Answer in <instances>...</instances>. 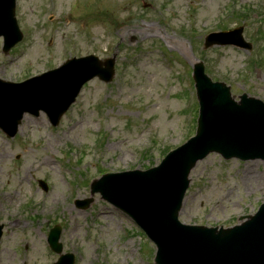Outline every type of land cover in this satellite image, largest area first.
<instances>
[{"label":"rangeland","instance_id":"1","mask_svg":"<svg viewBox=\"0 0 264 264\" xmlns=\"http://www.w3.org/2000/svg\"><path fill=\"white\" fill-rule=\"evenodd\" d=\"M17 4L25 37L8 56L0 50V77L42 74L58 67L67 51L70 58L115 57L119 74L109 85L95 79L85 86L57 128L44 114L27 115L14 139L0 133V264L56 262L59 255L47 249L41 232L57 224L63 253L73 254L75 264H147L141 254L151 263L156 248L127 217L91 195V181L102 172L157 166L194 134L189 116L194 120L198 104L191 76L187 69L179 75L187 65L171 56L180 53L162 37L187 44L189 56L205 63L212 80L230 86L235 99L246 93L264 101V0H57L53 10L49 0ZM136 24L150 32L128 29ZM238 27L251 50L204 49L210 32ZM219 35L213 40L236 36ZM190 180L179 217L185 224L232 227L264 202L263 161L211 154L195 165ZM66 182L75 184V195ZM16 194L13 203L2 202ZM75 198L92 203L79 210Z\"/></svg>","mask_w":264,"mask_h":264},{"label":"water","instance_id":"2","mask_svg":"<svg viewBox=\"0 0 264 264\" xmlns=\"http://www.w3.org/2000/svg\"><path fill=\"white\" fill-rule=\"evenodd\" d=\"M10 16L12 17V13ZM8 20L10 28H12L15 24L9 17ZM241 32L242 30H238L239 38ZM226 44L245 46L242 40L240 42H226ZM103 64L106 66L105 72L110 74L100 76L109 80L114 60H108L105 63L98 62L100 67H102ZM96 74L97 72L93 71L87 77H79V79H77L72 86H70L68 90L71 92L68 97L69 102L61 110L59 115L66 110L70 102L78 94L81 86ZM198 89L202 105L198 138L190 147H184L176 152L175 155L169 157L167 163L171 165L174 164L180 170L179 173L176 171L169 173L168 171L162 169L164 171L157 173L153 177L155 187L161 190L166 189L170 194L168 200H166V204H168L169 207L163 206L161 209H154L152 207L155 217V211H158L160 216V218L154 221L155 224L163 218H170L172 215H174V219L176 218L183 193L188 185L186 177L190 169L194 165L195 161L203 158L210 151L219 150L228 157L236 155L240 157L248 156L252 158H264V105L259 102H254L253 106L249 105L246 107V110L230 109V113H232L230 121L232 124L229 127H220L219 129L212 130L208 125L207 116L210 112L216 113L217 108L221 105H233L232 100L230 99L229 89L221 84H212L203 76V73ZM248 103L249 101L244 99L241 108H244ZM19 110L23 109L19 108ZM58 117H56L57 120L59 119ZM19 122L20 118L17 119L16 125H18ZM257 148H259V150L256 151ZM245 150L246 153L243 154V151ZM175 181L181 182V187L178 188L176 192ZM263 215L264 210L253 220L252 223L234 230L222 231L220 233H217L215 230H199L197 232L188 231L181 234L167 230L166 232L160 233L158 230L159 228L154 223L153 228L156 231L153 232L156 234L155 237L158 240L160 247L164 244L169 246L172 243L190 239L193 241V246H197L204 251L209 252L210 257L213 255L216 256L222 249L226 253H220L219 256L227 255L231 250L238 248L235 250L236 253L229 264H254L250 258L249 250V248L251 250L253 248L257 255V263L264 264V230L262 229V232L259 231L262 228L260 221ZM162 221H164V219ZM169 225L171 228L175 229L172 223L169 222ZM54 240L57 242V238ZM182 247V245H177L175 250L182 259L187 261L189 256L185 255L181 251Z\"/></svg>","mask_w":264,"mask_h":264},{"label":"bare ground","instance_id":"3","mask_svg":"<svg viewBox=\"0 0 264 264\" xmlns=\"http://www.w3.org/2000/svg\"><path fill=\"white\" fill-rule=\"evenodd\" d=\"M152 28L153 27H150V30H152ZM130 31H132L133 33H136V34H138V35H140V34H142V35H146L147 33H148V30H144L143 29V26H140V25H134V26H132V25H130L129 26V28H128ZM144 30V31H143ZM146 33V34H145ZM27 121H29V119H27ZM1 158L2 159H5L6 158V156H1ZM249 172H251V168H248V170L245 172V173H249ZM255 174V173H254ZM257 178V175H252L251 176V179L250 180H252V179H256ZM259 187V186H258ZM3 200L4 201H8V203H13L14 202V197H12V198H10L9 200H7L6 198H3ZM7 255V254H6Z\"/></svg>","mask_w":264,"mask_h":264}]
</instances>
